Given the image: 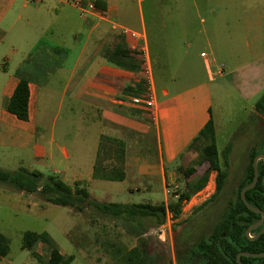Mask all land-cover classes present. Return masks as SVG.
Here are the masks:
<instances>
[{"label": "crops", "instance_id": "1", "mask_svg": "<svg viewBox=\"0 0 264 264\" xmlns=\"http://www.w3.org/2000/svg\"><path fill=\"white\" fill-rule=\"evenodd\" d=\"M70 1L0 0V148L21 154L18 159L13 157L17 169L38 171L32 163L46 160L54 177L67 185L80 182L91 187V191L86 189L99 203L95 189L104 196L108 189L124 192L122 184L127 181L137 183L128 188L131 194L150 192L156 181L164 198L167 178L175 183L173 171L180 166L194 168L201 160L200 149L205 144L192 143L209 119L215 141L212 89L229 86L245 103L257 101L263 93L264 44L258 41L259 35L254 37V48L247 42L249 28L254 26L259 32L263 18L256 22L235 20L241 27L240 35L223 33L221 28H229L230 21L220 15L230 12L229 0L224 4L200 0L192 5L199 18V37H182L174 49L166 48L163 57L153 59L138 7L141 0H80L83 6L89 2L96 8L85 18ZM121 28L136 32V40L123 36ZM14 36L18 40H13ZM143 50L152 78L156 68L165 79L163 85H157L153 78V114L133 108L127 101L129 95L146 91ZM201 53L206 57H200ZM244 57L255 59L235 60ZM220 65H224L222 75L217 74ZM181 75L188 83L184 84ZM20 78L28 82L27 121L5 110ZM51 88L61 91L58 105L65 104L68 112L58 131L54 127L48 131L37 115L39 90ZM93 127H98L94 149L87 143ZM118 143L123 145L122 155ZM98 154L105 170L122 169V181L92 177ZM179 156L180 163L168 172L166 163H175ZM82 166L84 173L77 172ZM106 203L113 202L109 199ZM44 247L36 245L39 256ZM48 256L47 248L42 264Z\"/></svg>", "mask_w": 264, "mask_h": 264}, {"label": "rangeland", "instance_id": "2", "mask_svg": "<svg viewBox=\"0 0 264 264\" xmlns=\"http://www.w3.org/2000/svg\"><path fill=\"white\" fill-rule=\"evenodd\" d=\"M219 1L222 4L225 3H223L225 0ZM229 2L230 12L225 14L222 12L220 18L229 20L230 27L221 28L222 32L230 31L232 35L234 32L240 35L241 27L234 23L235 20L245 19L249 22H256L261 17L263 26L260 25L259 32H256L254 26L250 27L247 32L249 36L247 42L250 47L254 48L257 43L254 37L259 35L258 41L264 44V0H229ZM193 3L199 4L200 0H141L138 7L141 10L149 51L153 59L163 57L166 48L174 49V43L177 44L182 37H196L195 39L199 37L197 31L200 29V23L195 8L192 6ZM16 29L20 32L21 25H18ZM13 40H18V37L14 36ZM254 59V57H244L235 60L251 62ZM227 60L230 63L236 62L232 59ZM156 70L155 68L154 81L157 85H163L164 75L157 73ZM181 76L184 84L188 83L185 75ZM60 94L61 91L55 88L39 90L37 115L42 119V124L48 131L53 127L58 131L59 125L68 114L65 104L58 105ZM255 101L243 102L229 86L212 89L211 116L217 125L214 142L220 153L229 144L231 150L227 165L221 156L219 158L221 169L226 173L222 191L215 201L201 210L197 207L214 193L216 173L206 172L207 167L199 162L194 167L195 173L191 178L187 179L181 171L177 170L179 167L173 171L175 183L171 184L169 177L167 178V191L164 198L156 181L153 182L150 192L141 194L136 192L131 194L128 191V188L131 189L137 185L132 181L122 184L124 192L108 189V194L104 196L103 191L95 189V197L104 204L110 199L113 203L156 204L163 202L166 205L176 201L185 191L190 194L197 191L200 193V200L194 199L189 206L183 205L186 200L182 203L181 214L177 218L164 220L161 231L158 230L161 226H151L147 219L143 220L141 223L148 228V231L139 238L140 241L131 235L120 221L100 214L93 207H86L82 212H78L46 203L44 196L39 192L26 194L11 186L0 184V234L7 239L8 243V253L0 264H42V261L46 260L47 248L45 247L39 250L40 262L36 261L28 251L20 248L24 232L47 233L62 254L74 257L71 264H178L176 251L192 246L200 238L207 236L220 220L226 203L235 200L236 189L246 166L247 154L251 148L258 147L264 138V114L260 115L254 107H251ZM96 133H98V127H93L87 135L89 137L87 143L91 148L93 146V149L96 144L94 142ZM78 140L80 141L79 137ZM201 144L204 145L206 142L202 141ZM76 156L84 157L85 155L77 154ZM13 157L18 159L21 154L0 148V169L16 171L17 167ZM180 160L181 156L175 163H166V170L170 172L172 166H175L176 162L180 163ZM31 166H34V169L40 171L45 177L54 175L52 167L46 163V160L32 163ZM84 170L82 166L77 172L84 173ZM204 175H206L205 184L195 190V186L199 183L198 178ZM189 186L190 188H187ZM86 188L88 191L93 190L91 187ZM139 188L142 191V188ZM192 188H194L193 191ZM99 195H102V198ZM193 203L197 205L189 208ZM197 263L192 262V264Z\"/></svg>", "mask_w": 264, "mask_h": 264}, {"label": "trees", "instance_id": "3", "mask_svg": "<svg viewBox=\"0 0 264 264\" xmlns=\"http://www.w3.org/2000/svg\"><path fill=\"white\" fill-rule=\"evenodd\" d=\"M129 61H132L130 58ZM143 91V90H142ZM141 91V92H142ZM136 93V91H135ZM140 92H138L139 94ZM254 109L260 114H264V91L254 104ZM5 110L14 115L20 121L28 119V82L25 78H20L15 90L5 104ZM198 141H204L206 144L200 149V164L207 167L206 172L214 171L215 190L209 200L197 207L201 210L204 206L216 200L222 191L226 173L221 169L219 158L227 165L231 145H227L220 153L218 152L213 138V123L209 119L199 135L194 139L195 144ZM114 143V141H113ZM119 154H123L122 143L117 144ZM264 154V138L256 148H251L247 154V162L243 171V176L237 186L235 200L226 203L225 210L220 220L213 226L210 233L200 238L196 244L176 251L178 264H237L236 256L240 252L246 253H264V233L254 241L245 237V230L253 224L258 218V214L249 211L240 199V191L249 185L253 179L252 160L258 154ZM98 159L94 163L93 178L106 181H122L124 175L121 168H111L105 170L101 161ZM262 162V163H261ZM181 171L186 178L193 176L194 168H182ZM258 182L255 187L245 193V200L253 207L264 213V187L261 179L264 175V161L257 164ZM199 183L195 190L201 188L206 182V175L198 178ZM175 182V181H174ZM0 184L8 185L20 192L33 194L39 192L44 196L45 202L55 206H61L82 212L86 207L95 208L100 214L113 220L120 221L125 229L139 240L148 228L142 225V221L147 219L151 226L159 227L164 223L166 211L177 218L181 214V205L189 200L193 194L189 192L181 193L176 201L169 202L166 205L162 203H138V204H119V203H99L93 200L87 189L80 182L73 185H67L54 176H44L38 171H28L19 168L16 171H5L0 169ZM187 188H190L187 187ZM194 188H192L193 191ZM194 190V191H195ZM198 210V211H199ZM140 241V240H139ZM38 244L46 246L49 250L48 260L44 264H71L74 260L72 255H62L55 245L54 241L45 232H24L21 237L20 248L28 251L38 262L41 258L35 251ZM8 253L7 239L0 234V262ZM242 264H264V258L253 259L240 257Z\"/></svg>", "mask_w": 264, "mask_h": 264}, {"label": "built area", "instance_id": "4", "mask_svg": "<svg viewBox=\"0 0 264 264\" xmlns=\"http://www.w3.org/2000/svg\"><path fill=\"white\" fill-rule=\"evenodd\" d=\"M70 3L79 10L81 18H85L87 15L96 11V8L93 5V3L87 2L84 6L82 5L80 0H72L70 1ZM120 33L123 36H126L132 40H136L137 34L134 31H131L127 28H121ZM200 57L205 58L206 57L205 53H201ZM223 70H224V65H220L217 71V74L222 75ZM142 71L145 76L146 91L145 93L141 95H136V94L129 95L127 97L128 99L127 101L131 107L144 109V110L149 111L151 114H153V110L155 109L153 78H152L150 63H149L148 56L145 50H143ZM212 183L214 184V180H212ZM194 199L200 200L201 199L200 193H197L194 196H192L188 201H185L183 205L189 206L190 204H192ZM196 205L197 203H193V205L190 206L189 208H192L193 206H196ZM172 218H173L172 214L166 211L165 220L168 221ZM162 228L163 226L159 227L158 230L161 231Z\"/></svg>", "mask_w": 264, "mask_h": 264}, {"label": "water", "instance_id": "5", "mask_svg": "<svg viewBox=\"0 0 264 264\" xmlns=\"http://www.w3.org/2000/svg\"><path fill=\"white\" fill-rule=\"evenodd\" d=\"M261 160L264 161V154H258V155H256V156L253 158V160H252L253 179H252V181H251V183H250L249 185L245 186V187L242 188L241 191H240V199H241V201L243 202L244 206H245L249 211H251V212H253V213H256V214H259V215L261 216V219H260L257 223H255V224L249 226V227L245 230V237H246L247 239H249L250 241L255 240L256 238H258V236H259L260 234H262V233L264 232V227H263V229H262L259 233H257L254 237H250V236H249L250 233H251V231L257 229V228L260 227L261 224L263 223V221H264V213H263L261 210H259V209L255 208V207L251 206V205L245 200V193H246L248 190L253 189V188L255 187V185L257 184V182H258L257 163H258V161H261ZM261 183H262V185H263V187H264V175H263V177H262V179H261ZM240 257L253 258V259H262V258H264V253H246V252H240V253L237 254V256H236V263H237V264H242V263L240 262Z\"/></svg>", "mask_w": 264, "mask_h": 264}, {"label": "flooded vegetation", "instance_id": "6", "mask_svg": "<svg viewBox=\"0 0 264 264\" xmlns=\"http://www.w3.org/2000/svg\"><path fill=\"white\" fill-rule=\"evenodd\" d=\"M212 195H210L206 200H204L200 205H202L204 202H206L207 200H209L210 199V197H211ZM253 213V212H252ZM256 214V213H255ZM258 216H259V218L253 223V224H255V223H257L260 219H261V216L258 214ZM253 224H251V225H253ZM251 225H249V226H251ZM248 226V227H249ZM263 227H264V221H263V223L261 224V226L260 227H258L257 229H255V230H253V231H251V233H250V235L252 234V236H250V237H254L257 233H259L262 229H263ZM264 233V232H263ZM261 235V234H260ZM259 235V236H260ZM258 236V237H259ZM257 239V238H256ZM254 241V240H253Z\"/></svg>", "mask_w": 264, "mask_h": 264}]
</instances>
